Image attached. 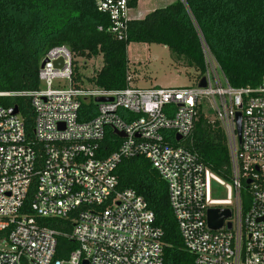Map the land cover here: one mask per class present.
Returning a JSON list of instances; mask_svg holds the SVG:
<instances>
[{
    "label": "built area",
    "instance_id": "2783aa9c",
    "mask_svg": "<svg viewBox=\"0 0 264 264\" xmlns=\"http://www.w3.org/2000/svg\"><path fill=\"white\" fill-rule=\"evenodd\" d=\"M93 1L109 18L107 31L125 39L128 0ZM186 11L204 67L193 85L136 87L128 70L124 88L86 86L74 80L79 58L66 45H55L41 59L38 88L0 91V100L25 97L32 109L27 134L19 110L8 113L16 105L0 104V264H163L162 230L152 211L134 190L118 189L117 164L134 156L146 158L166 183L193 264H264V76L256 87L231 86ZM201 79L204 85L198 86ZM203 98L212 115L202 112ZM88 101L94 103V114L80 120V107ZM199 113L224 133L230 184L184 144ZM107 129L124 136L115 133L120 139L116 149L100 157ZM213 182L222 186L224 197H213ZM209 208L230 209L221 230L207 228ZM53 217L73 223L67 235L77 247L65 260L54 258L57 232L38 220Z\"/></svg>",
    "mask_w": 264,
    "mask_h": 264
},
{
    "label": "trees",
    "instance_id": "16d2710c",
    "mask_svg": "<svg viewBox=\"0 0 264 264\" xmlns=\"http://www.w3.org/2000/svg\"><path fill=\"white\" fill-rule=\"evenodd\" d=\"M184 1L229 84L233 87L259 85L264 76V0ZM136 6L137 0H128L129 8ZM187 9L181 0H175L153 9L141 19H130L126 38L118 40L107 31L109 18L97 11L93 0H0V91L38 88L41 59L55 45H66L77 58L91 59L101 55V67L92 76L82 81L75 67L74 80L105 89L126 86L127 46L130 43L162 44L197 70L199 77L204 68L203 59ZM0 104L4 107L16 105L23 116L26 132L30 134L32 109L29 99L6 98L0 100ZM93 114L94 103L83 102L79 119H88ZM119 140L107 129L98 155L113 152ZM184 144L198 154L214 175L231 183L226 139L216 121L210 123L199 113ZM115 175L118 189L134 190L152 211L154 224L162 230L163 264H193L194 256L183 247L166 183L150 162L143 156L122 158ZM242 186V197L247 201L243 181ZM218 191L213 188V197L218 198ZM38 220L57 232L54 258L67 259L77 247L67 235L72 229V220L55 217ZM21 264L29 263L23 260Z\"/></svg>",
    "mask_w": 264,
    "mask_h": 264
},
{
    "label": "rangeland",
    "instance_id": "374dc122",
    "mask_svg": "<svg viewBox=\"0 0 264 264\" xmlns=\"http://www.w3.org/2000/svg\"><path fill=\"white\" fill-rule=\"evenodd\" d=\"M167 2L171 3L172 1L169 0ZM164 4L166 3H162V5ZM132 13L133 10H129L128 16H132ZM127 56L129 71L133 78L131 85L136 87L189 86L194 84L199 73L162 44L130 43L127 46ZM78 63H80L78 67L80 75L90 77L101 67L102 57L98 55L91 59L79 58ZM84 85L89 86L88 83H84ZM202 112L207 115H212L213 113L212 108L204 98L202 99ZM213 188L214 190H219L218 198L225 196L226 192L223 191L222 186L218 187L213 182Z\"/></svg>",
    "mask_w": 264,
    "mask_h": 264
},
{
    "label": "water",
    "instance_id": "95a60500",
    "mask_svg": "<svg viewBox=\"0 0 264 264\" xmlns=\"http://www.w3.org/2000/svg\"><path fill=\"white\" fill-rule=\"evenodd\" d=\"M44 61L40 63V67L43 66ZM54 65H57V62L54 63ZM204 81L203 79L200 80L198 83V86H203ZM108 100H111L110 98H107ZM95 101H102L105 100V98L96 97L94 99ZM9 114H16L17 113V107H12L8 110ZM236 129H237V135L238 139L240 138V114H236ZM115 133L121 137L124 136L122 132L115 131ZM176 139L179 140L180 136L177 135ZM246 182H249L248 180ZM231 216V211L228 208H209L206 211V222H207V228L210 230H221L223 228V221L224 219H228ZM227 228H230V223H227ZM81 264H88L87 260H83Z\"/></svg>",
    "mask_w": 264,
    "mask_h": 264
},
{
    "label": "crops",
    "instance_id": "0c3cea01",
    "mask_svg": "<svg viewBox=\"0 0 264 264\" xmlns=\"http://www.w3.org/2000/svg\"><path fill=\"white\" fill-rule=\"evenodd\" d=\"M167 1L169 0H137V6L132 9L130 8V10H133V13L131 14L132 16H130V18L141 19L153 9L167 5ZM170 1L173 2L174 0ZM162 3L166 4L162 5Z\"/></svg>",
    "mask_w": 264,
    "mask_h": 264
}]
</instances>
